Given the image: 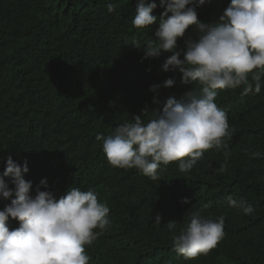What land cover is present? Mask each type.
Returning <instances> with one entry per match:
<instances>
[{"label":"trees","instance_id":"16d2710c","mask_svg":"<svg viewBox=\"0 0 264 264\" xmlns=\"http://www.w3.org/2000/svg\"><path fill=\"white\" fill-rule=\"evenodd\" d=\"M154 2L157 21L139 29L132 23L137 0H0V173L10 155L18 164L27 161L33 196L38 187L45 190L42 178L57 198L72 187L95 191L109 207L110 224L94 229L101 234L85 245L88 264H264V77L259 93L244 95L243 86L216 90L230 139L226 147L206 150L187 172L179 171V161L161 165L158 180L114 167L103 140L95 139L134 122L142 110L147 123L168 96L200 92L197 82H181L178 69H162L171 52L145 56L148 42H158L154 33L164 10ZM229 3L205 0L195 8L198 21H217ZM198 35L190 25L177 46ZM169 78L171 87L150 91ZM229 196L244 198L253 213L229 206ZM10 202L0 198V210ZM197 209L206 218L223 215L225 235L207 255L186 259L173 248V236ZM169 220H176L175 229H168ZM7 224L19 227L11 217Z\"/></svg>","mask_w":264,"mask_h":264},{"label":"clouds","instance_id":"9594fccd","mask_svg":"<svg viewBox=\"0 0 264 264\" xmlns=\"http://www.w3.org/2000/svg\"><path fill=\"white\" fill-rule=\"evenodd\" d=\"M205 0H160L164 9L155 30L158 42L149 41L146 57H155L161 50L171 52L163 65L164 71L179 70L181 82H197L199 94L192 88L179 98L168 96L162 110L151 111L145 123L141 114L133 115L132 123L117 125L103 140L102 149L114 167L136 168L152 180L164 171L161 165L179 161V171L191 170L206 150L226 147L231 136L227 111L215 103L217 89L242 88V94L259 93L264 77V0H230L219 19L205 24L198 21L196 7ZM154 0H137L134 27L144 29L157 21ZM109 13L114 5L108 4ZM169 13L171 15H169ZM190 25H195L198 37L185 39L184 47L177 39L184 37ZM137 47V46H136ZM140 48V47H137ZM182 55L183 58H180ZM251 74V81L249 80ZM174 84L169 78L163 84H152L150 91ZM154 103H159L155 100ZM34 154L31 143L30 156ZM186 158V159H185ZM27 161L16 163L9 155L0 173V198L10 204L0 210V264H88L85 245H91L110 224L109 207L98 201L94 190L72 187L58 198L48 190L46 178L39 181L35 195L30 194L32 180L27 179ZM220 171H224L222 167ZM5 177H10L9 188ZM29 177V176H28ZM183 203L188 199L182 198ZM229 206L250 215L254 208L244 198H227ZM19 221V227L9 230V218ZM156 214L154 223L161 224ZM225 217H205L199 209L192 211L187 223L173 236V248L186 259L207 255L224 238ZM169 230L176 220L167 222Z\"/></svg>","mask_w":264,"mask_h":264}]
</instances>
